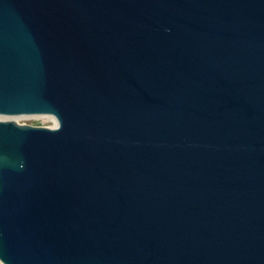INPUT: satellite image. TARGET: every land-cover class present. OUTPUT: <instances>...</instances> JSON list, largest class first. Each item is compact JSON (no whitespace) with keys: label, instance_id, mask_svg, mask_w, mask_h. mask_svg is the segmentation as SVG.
<instances>
[{"label":"water","instance_id":"obj_1","mask_svg":"<svg viewBox=\"0 0 264 264\" xmlns=\"http://www.w3.org/2000/svg\"><path fill=\"white\" fill-rule=\"evenodd\" d=\"M4 264H264V0H0Z\"/></svg>","mask_w":264,"mask_h":264},{"label":"rangeland","instance_id":"obj_2","mask_svg":"<svg viewBox=\"0 0 264 264\" xmlns=\"http://www.w3.org/2000/svg\"><path fill=\"white\" fill-rule=\"evenodd\" d=\"M17 122L20 123H28L32 125H45V126H51L52 121L50 119H42L37 118L31 115H20L17 119Z\"/></svg>","mask_w":264,"mask_h":264},{"label":"bare ground","instance_id":"obj_3","mask_svg":"<svg viewBox=\"0 0 264 264\" xmlns=\"http://www.w3.org/2000/svg\"><path fill=\"white\" fill-rule=\"evenodd\" d=\"M20 115H0V117H5V118H10L16 120ZM37 118H42V119H50L52 121L51 126H54L57 124V119L55 115L53 114H43V115H31Z\"/></svg>","mask_w":264,"mask_h":264},{"label":"built area","instance_id":"obj_4","mask_svg":"<svg viewBox=\"0 0 264 264\" xmlns=\"http://www.w3.org/2000/svg\"><path fill=\"white\" fill-rule=\"evenodd\" d=\"M0 264H4V263L0 260Z\"/></svg>","mask_w":264,"mask_h":264}]
</instances>
